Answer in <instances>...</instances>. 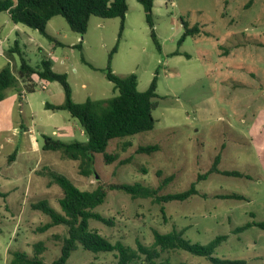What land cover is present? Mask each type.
<instances>
[{
    "label": "rangeland",
    "instance_id": "rangeland-1",
    "mask_svg": "<svg viewBox=\"0 0 264 264\" xmlns=\"http://www.w3.org/2000/svg\"><path fill=\"white\" fill-rule=\"evenodd\" d=\"M128 7L121 37L119 18L93 16L82 36L70 29L65 18L57 16L47 25L54 40L24 24H14L7 12H0V71L10 64L19 76L22 59L33 67L50 60L57 72L67 74L74 102L84 103L118 94L103 71L110 65L117 75L136 74L142 92L156 77L158 94L154 129L112 141L109 152L117 159L107 164L104 156L98 155V177L81 175L79 162L42 147L45 159L32 174L38 181V195L24 199L18 192L11 194L15 201L0 198V264H10L14 251L34 256L39 242L46 246L41 255L45 264H53L61 254V240L68 236V228L56 226L42 232L40 228L50 218L31 208L45 199L62 212V189L58 185L46 189L42 184L48 183L41 174L46 166L83 191H92L101 183L141 184L159 189L158 195L164 196L187 191L195 183L198 195L168 203L110 192L95 211L112 219V224L91 220L90 228L112 243L121 241L134 250L138 242L154 247L155 230L168 234L176 228L183 231L186 240L202 246L227 236L214 257L264 264V228L260 226L264 223V119L259 123L255 120L264 108V0H155L154 29L160 49L143 6L138 0H128ZM184 23L196 32L181 41L186 32ZM46 86L48 89H43L34 83L35 92L27 94L35 107L33 112L18 96L16 102H8L17 92L7 90L13 126H34L43 146L40 132L65 142L88 141L80 121L69 112L53 117L45 113L44 100L56 102L65 96L60 83L47 82ZM62 115L75 121L74 130L65 129L68 123ZM150 145H158L159 150L136 152L140 146ZM21 146L16 136L0 150L3 191L9 190L20 172L7 165ZM218 155L221 171L240 172L243 177L212 173L198 181ZM124 160L128 162L121 164ZM233 194L243 199L220 197ZM249 223L254 225L239 230ZM139 257L129 264H148L145 255ZM118 260L114 253L79 247L68 264H118ZM155 264L212 263L185 250H170L161 252Z\"/></svg>",
    "mask_w": 264,
    "mask_h": 264
},
{
    "label": "trees",
    "instance_id": "trees-1",
    "mask_svg": "<svg viewBox=\"0 0 264 264\" xmlns=\"http://www.w3.org/2000/svg\"><path fill=\"white\" fill-rule=\"evenodd\" d=\"M143 6L147 23L151 28V35L157 48L160 44L154 29L153 9L155 0H138ZM128 0H0V12H8L14 24H24L38 30L47 38L54 37L47 32L48 23L55 17L65 18L70 29L84 36L93 16L103 19H121L120 37L124 30L126 14L128 13ZM186 32L181 41L194 34L196 29L189 28L184 23ZM82 49V46L79 47ZM116 51V48L113 52ZM112 56H110V61ZM107 79L114 84L116 96L109 99L92 100L87 99L84 103H76L72 97V90L68 83L67 74L53 70L50 60H43L41 67H33L22 59L19 76H16L10 64L0 71V102L6 97L8 89H14L21 94L22 83L32 90V78L37 76L44 82H58L62 85L65 94L64 103L61 105H50L47 107L54 111H67L72 118L78 119L88 136L86 142H65L44 135V150L60 152L63 159L79 162V172L83 176H97L96 158L103 155L107 164H112L117 157L109 152L112 141L127 138L142 132L153 130L156 120L153 110L156 107L157 78L146 91L138 89V78L136 74L125 76L115 74L110 65L103 70ZM159 150L158 145L140 146L138 154H151ZM16 153L10 158L13 162ZM221 156L218 155L212 168L204 175L199 176L198 181L207 178L212 173H223L228 176L243 177L240 172L221 171L219 163ZM128 160L121 161V164ZM41 174L48 178L49 185H58L63 192L59 199L62 212L56 211L48 200H40L31 205L33 210L41 211L50 218V222L40 228L42 232L56 226H66L68 236L61 240V254L53 264H68L73 252L79 247L94 253L110 252L119 259L118 264H129L137 262L139 254L145 255L144 262L155 264L160 258L161 252L170 250H185L194 256L204 257L212 264H246L243 260H227L214 257L215 250L226 240L227 236H220L208 245L202 246L192 244L183 237V231L174 228L168 234L154 231V247H146L138 242L137 250L126 246L121 241L112 243L107 238L90 228V221L95 220L106 225L112 224V219L105 218L95 210L103 205L110 192L121 191L132 198H156L161 203L171 201H184L199 192L195 183L187 191L159 196V189L145 187L141 184L123 183H101L92 191H83L76 187L66 176L45 167ZM8 194L0 189V198L6 199ZM222 198L243 199L239 195L220 196ZM254 224H246L239 228L245 230ZM264 228V223L260 224ZM46 246L43 242L35 245V255L29 256L25 252L14 251L11 253L10 264H45L41 258Z\"/></svg>",
    "mask_w": 264,
    "mask_h": 264
},
{
    "label": "crops",
    "instance_id": "crops-1",
    "mask_svg": "<svg viewBox=\"0 0 264 264\" xmlns=\"http://www.w3.org/2000/svg\"><path fill=\"white\" fill-rule=\"evenodd\" d=\"M8 15L10 16L9 13ZM52 68L54 71L56 72L58 71L56 70L55 67H52ZM36 79H37V76L34 75L32 78V81H36ZM26 85L27 83H24V82L22 83L23 89L26 88ZM25 90H26V93L24 95L17 93L16 95L10 96L8 98V102L9 101L11 102V100L16 102L17 96H18L21 100H26L27 108H29L30 111L33 112L35 107L33 106V103L31 102V100L29 99V95L27 96V94L35 92L36 88L32 89L33 92H30V90H28L27 88ZM30 95H33V94H30ZM64 100H65V96L59 97L56 100V102H47L44 100L43 104L45 105V113L49 117H53V116H56L58 112H64V111H54L47 107L48 104L61 105L64 103ZM62 116L65 120H67V123H68L67 128L65 129L74 130L73 125L75 121H72V119L66 117L65 115H62ZM11 117H12V114L10 113L9 103H7V97H5L0 102V150L5 148L4 147L5 143L10 144L11 142H13L14 137L16 136L20 138V142L22 144L21 148H17L19 150H16L14 152L16 153V156L13 162L8 163L7 165L9 169L18 168L20 171L17 175L16 180L9 185V190H6V191L2 190L3 192H6L8 194L6 198L7 201H15L16 199L12 200L11 194L13 195V193H18V192L20 193L19 196L24 199H28L31 196L34 197L38 195V191H36L38 181L32 178V174L35 170H37V168L41 165V163L45 159V156L42 153L43 144H40L39 137L35 133V130L33 128L34 126L26 127L24 125H21L20 128L14 127L11 121ZM263 119H264V108L260 110L259 115L255 118V120L257 123H259ZM263 126H264V123H263ZM40 133L41 135H45L43 132H40ZM36 153L40 155L36 156ZM46 167H49V166H46ZM26 175H29V177L27 178ZM46 179L48 180V178ZM42 184L45 186L46 189H48L49 180H48V183L46 182ZM0 189H1V186H0Z\"/></svg>",
    "mask_w": 264,
    "mask_h": 264
},
{
    "label": "built area",
    "instance_id": "built-area-1",
    "mask_svg": "<svg viewBox=\"0 0 264 264\" xmlns=\"http://www.w3.org/2000/svg\"><path fill=\"white\" fill-rule=\"evenodd\" d=\"M2 43H3V41H2V38L0 37V49H1ZM34 83L36 84V86L39 85V84H41L43 89H46L47 88L46 82H44L43 80L39 79L38 77H37L36 81H32V85ZM25 89H23V91L21 92L22 95H24L26 93V90Z\"/></svg>",
    "mask_w": 264,
    "mask_h": 264
}]
</instances>
